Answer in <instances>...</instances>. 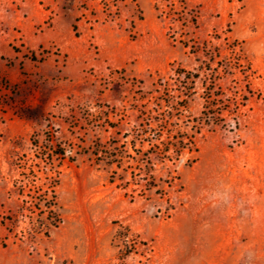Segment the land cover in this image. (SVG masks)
I'll return each mask as SVG.
<instances>
[{
	"label": "rangeland",
	"instance_id": "rangeland-1",
	"mask_svg": "<svg viewBox=\"0 0 264 264\" xmlns=\"http://www.w3.org/2000/svg\"><path fill=\"white\" fill-rule=\"evenodd\" d=\"M242 249L264 264V0H0V264Z\"/></svg>",
	"mask_w": 264,
	"mask_h": 264
},
{
	"label": "clouds",
	"instance_id": "clouds-1",
	"mask_svg": "<svg viewBox=\"0 0 264 264\" xmlns=\"http://www.w3.org/2000/svg\"><path fill=\"white\" fill-rule=\"evenodd\" d=\"M239 264H257V254L253 249H242Z\"/></svg>",
	"mask_w": 264,
	"mask_h": 264
},
{
	"label": "trees",
	"instance_id": "trees-1",
	"mask_svg": "<svg viewBox=\"0 0 264 264\" xmlns=\"http://www.w3.org/2000/svg\"><path fill=\"white\" fill-rule=\"evenodd\" d=\"M182 140H184V139H182ZM187 144L188 143H185L184 141H178L176 144H174L175 145V150L177 152H180L182 150V148H184L185 145H187Z\"/></svg>",
	"mask_w": 264,
	"mask_h": 264
}]
</instances>
